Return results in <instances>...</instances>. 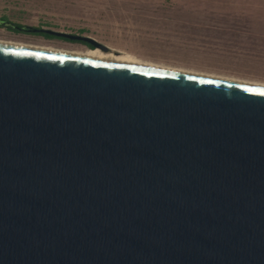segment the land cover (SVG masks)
<instances>
[{"label": "water", "instance_id": "obj_1", "mask_svg": "<svg viewBox=\"0 0 264 264\" xmlns=\"http://www.w3.org/2000/svg\"><path fill=\"white\" fill-rule=\"evenodd\" d=\"M0 264H264V86L0 42Z\"/></svg>", "mask_w": 264, "mask_h": 264}, {"label": "rangeland", "instance_id": "obj_2", "mask_svg": "<svg viewBox=\"0 0 264 264\" xmlns=\"http://www.w3.org/2000/svg\"><path fill=\"white\" fill-rule=\"evenodd\" d=\"M0 20L85 35L110 52L169 67L264 84V0H0ZM1 24L3 40L89 48Z\"/></svg>", "mask_w": 264, "mask_h": 264}, {"label": "bare ground", "instance_id": "obj_3", "mask_svg": "<svg viewBox=\"0 0 264 264\" xmlns=\"http://www.w3.org/2000/svg\"><path fill=\"white\" fill-rule=\"evenodd\" d=\"M0 42L27 45V46H34V47H41V48H48V49H55V50H62V51H69V52L89 54V55H96V56L114 58V59H119V60L137 62V63H142V64L154 65V66H159V67L177 69V70H182V71L194 72V73H199V74L211 75V76L221 77V78H225V79L245 82V83H249V84L264 86V84H262V83L246 81V80H242V79H238V78H234V77L222 76V75H217V74L207 73V72H201V71H194V70L184 69V68L169 67V66H165V65H162V64L153 63V62H150L148 60L140 59L137 56H134L132 54L125 53V52H119V53L110 52L109 54H106V53H104L103 51H101L98 48H91V49L90 48H84V49L68 50V49H61V48H56V47H52V46H48V45L30 44V43H25V42L3 40V39H0Z\"/></svg>", "mask_w": 264, "mask_h": 264}, {"label": "trees", "instance_id": "obj_4", "mask_svg": "<svg viewBox=\"0 0 264 264\" xmlns=\"http://www.w3.org/2000/svg\"><path fill=\"white\" fill-rule=\"evenodd\" d=\"M14 25H16V26H21L20 24H17V23H14ZM7 28L10 29V30H13V31H17L16 28H12V27H7ZM39 34L45 36L46 38H52V37H54V36H51V35H48V34H44V33H39ZM64 39H65V38H64ZM67 40H68V39H67ZM69 41H70V40H69ZM75 42H76V41H75ZM80 43L84 44L85 46L89 47L90 49L92 48V46L89 45V44H87V43H83V42H80Z\"/></svg>", "mask_w": 264, "mask_h": 264}, {"label": "flooded vegetation", "instance_id": "obj_5", "mask_svg": "<svg viewBox=\"0 0 264 264\" xmlns=\"http://www.w3.org/2000/svg\"><path fill=\"white\" fill-rule=\"evenodd\" d=\"M2 26H4V25H2ZM5 27H9V26H5Z\"/></svg>", "mask_w": 264, "mask_h": 264}]
</instances>
